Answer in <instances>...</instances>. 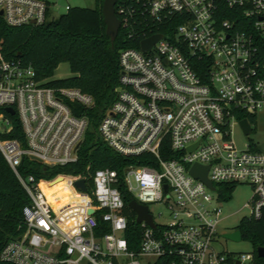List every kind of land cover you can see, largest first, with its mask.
<instances>
[{"label":"built area","instance_id":"obj_1","mask_svg":"<svg viewBox=\"0 0 264 264\" xmlns=\"http://www.w3.org/2000/svg\"><path fill=\"white\" fill-rule=\"evenodd\" d=\"M51 7L39 0H0V19L8 27L41 26L54 19ZM115 8L128 39L161 38L148 52L140 45L119 51L115 100L97 132L118 155L147 154L151 166L129 165L120 173L87 167L85 174L46 181L22 176L23 158L50 168L77 161L88 120L74 112L94 101L77 88L50 86L30 65L0 56V108L17 116L24 138V145L0 139V153L28 197L22 231L1 249L0 262L254 264V251L236 255L217 248L226 202L216 187L248 185L249 211L242 218L264 216V152L249 143L239 150L231 140L238 116H254L264 107V0H117ZM5 115L0 135L12 128ZM165 151L172 157L165 159ZM194 165L208 166L213 189L190 174ZM60 177L75 199L56 210L39 184ZM120 186L149 214L148 205L159 204L170 217L159 223L150 214V227L135 215L134 249L126 238Z\"/></svg>","mask_w":264,"mask_h":264},{"label":"trees","instance_id":"obj_2","mask_svg":"<svg viewBox=\"0 0 264 264\" xmlns=\"http://www.w3.org/2000/svg\"><path fill=\"white\" fill-rule=\"evenodd\" d=\"M102 3L103 0H97L93 9L69 7L59 17L35 27H8L0 19V56L4 60H18L23 65H30L38 80H46L50 86L77 88L91 96L94 101L92 108L77 106V111L74 112L75 115L86 117L88 120V127L77 152V161L50 168L23 158L18 168L22 176L31 175L36 181H46L57 175L85 174L87 167L91 172L110 169L120 173L129 165L151 166V157L147 154L134 158L118 155L103 142L97 132L102 114L115 100L119 77L118 53L125 48H139L141 42L140 38L128 39L125 31L120 29L115 41L111 43L105 32ZM159 31L165 32L163 28ZM62 63L68 65L72 76L51 79L54 70ZM196 71L198 75H202L200 69L196 68ZM0 115H5L2 108ZM6 117L9 118L12 128L9 133L0 135V139L18 140L24 145L17 116ZM238 119H246L251 123L254 116L241 115ZM249 144L253 145L251 142ZM165 153L163 155L165 159L172 157V153L168 151ZM40 188L56 210L66 205L64 200L66 195L69 196L67 203L75 199L63 177L50 183L41 182ZM216 188L220 198L228 202L235 186L221 184ZM120 191L125 204L123 213L128 219L126 238L129 247L134 249L139 232L137 224L134 223L135 214L128 208L133 197L122 186ZM58 196L61 205L57 202ZM27 203L28 197L24 189L0 153V251L9 240L14 239L22 231V208ZM236 228L240 231L242 239L252 244L254 252L258 247L264 248V216L257 220L242 218ZM131 230H135V233L130 232L129 235ZM254 264H264V258L255 255Z\"/></svg>","mask_w":264,"mask_h":264},{"label":"rangeland","instance_id":"obj_3","mask_svg":"<svg viewBox=\"0 0 264 264\" xmlns=\"http://www.w3.org/2000/svg\"><path fill=\"white\" fill-rule=\"evenodd\" d=\"M50 4L51 17L57 18L64 14L66 11L64 7L66 5L70 7L88 8L93 9L96 7L97 0H39ZM69 67L66 63L60 64L53 72V80L65 79L71 77ZM251 133L249 136H245L241 128L232 123L231 126V140L234 146L239 149H245L248 143L254 144L257 151L264 152V107L257 111L254 115V121L250 123ZM4 121L0 118V133L6 128ZM66 180V179H65ZM251 195V190L248 185H238L231 196V199L222 206V220L218 228L219 236L217 237V248L220 250H226L235 253L253 252L254 248L252 244L246 240L240 242H233L228 239L221 238V234L228 233L238 226L240 219L248 214L249 209L244 207V203ZM68 195L64 200L67 203ZM150 214L154 220L159 223H166L170 221L168 211L164 205H148ZM151 262L154 259L148 258ZM85 264V262H82Z\"/></svg>","mask_w":264,"mask_h":264},{"label":"water","instance_id":"obj_4","mask_svg":"<svg viewBox=\"0 0 264 264\" xmlns=\"http://www.w3.org/2000/svg\"><path fill=\"white\" fill-rule=\"evenodd\" d=\"M116 2L117 0H103V3H102L103 22L106 27L105 32H106V35L109 37L111 43L115 41L119 28H120V21L115 14ZM160 38H161V35H154V36H151L143 40L140 44L141 51L148 52L151 49V47ZM5 111L10 115H14V111L11 108H6ZM239 126L245 136L250 135L251 127L246 119L241 120L239 122ZM197 144L198 143L192 146H189L186 150L188 152L192 151L196 147ZM207 171H208V166L202 167L199 165H194L190 169V174L195 179H199L203 181L210 189H213V186L206 178ZM75 186L80 188L83 191L86 189L83 181L76 182ZM164 189H166V186H164ZM128 206L135 213L137 223L145 222L150 227L153 226V223L151 221V216L148 213L147 207L141 206L137 204L135 201H131ZM222 236L223 238L234 241V242H239L241 240V234L238 229L228 232V233H224ZM255 252L258 258H264V248L258 247L256 248Z\"/></svg>","mask_w":264,"mask_h":264},{"label":"bare ground","instance_id":"obj_5","mask_svg":"<svg viewBox=\"0 0 264 264\" xmlns=\"http://www.w3.org/2000/svg\"><path fill=\"white\" fill-rule=\"evenodd\" d=\"M39 187H40V184H39ZM41 189V188H40ZM43 192V191H42ZM44 194V193H43ZM45 195V194H44ZM47 198V197H46ZM47 200L49 201V199L47 198ZM50 202V201H49ZM57 202H58V204L59 205H61L62 203H61V200H60V197L58 196L57 197ZM51 203V202H50Z\"/></svg>","mask_w":264,"mask_h":264}]
</instances>
